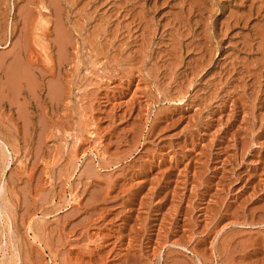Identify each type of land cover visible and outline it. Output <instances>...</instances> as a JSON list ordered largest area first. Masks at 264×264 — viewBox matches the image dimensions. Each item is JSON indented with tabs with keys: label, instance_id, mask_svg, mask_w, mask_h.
<instances>
[{
	"label": "rangeland",
	"instance_id": "1",
	"mask_svg": "<svg viewBox=\"0 0 264 264\" xmlns=\"http://www.w3.org/2000/svg\"><path fill=\"white\" fill-rule=\"evenodd\" d=\"M0 264H264V0H0Z\"/></svg>",
	"mask_w": 264,
	"mask_h": 264
},
{
	"label": "bare ground",
	"instance_id": "2",
	"mask_svg": "<svg viewBox=\"0 0 264 264\" xmlns=\"http://www.w3.org/2000/svg\"><path fill=\"white\" fill-rule=\"evenodd\" d=\"M44 9H45V8H44ZM247 12H248V10H247ZM235 16H236V15H235ZM42 21H43V20H42ZM48 23H49V22H48ZM59 33H60V31H59ZM2 38H3V37H2ZM21 39H22V38H21ZM22 43H23V42H22ZM13 44H14V43H13ZM13 44H12V45H13ZM16 44H17L18 47H19L18 42H17ZM16 44H14L13 47H14ZM23 45H24V44H21V46H23ZM25 45H26V44H25ZM23 47H24V46H23ZM16 48H17V47H16ZM19 49H20V47H19ZM24 49H25V48H24ZM20 50H21V49H20ZM20 50H19L18 52H20ZM8 52H9V51H8ZM23 52H24V51H23ZM10 53H11V52H10ZM14 53L17 55L16 51H13L12 55H14ZM6 54H7V51H6ZM19 54H20V53H18L17 56L15 55L14 58L16 59L17 57H21V56H20L21 54H20V55H19ZM10 56H11V55H10ZM5 57H6V56H5ZM12 57H13V56H12ZM29 57H30V55H29ZM29 57H28V58H29ZM9 60H10V59H9ZM12 60H13V58H11L10 61H11V62H14V60H13V61H12ZM26 60H27V59H26ZM4 61H5V60H4ZM19 61H20V60H19ZM19 61H18V62H19ZM21 61H22V60H21ZM21 61H20L19 64H20V65H23V62H21ZM28 61H29V59H28ZM7 62H8V61H7ZM11 62H9V63H11ZM15 62H17V59H16ZM32 62H33V61H32ZM9 63H8V64H9ZM28 63H29V62H28ZM4 65H7V64H4ZM15 65H16V63H15ZM25 65H26V64H25ZM25 65H24V69H23V70H25V71L28 70V71H27L28 73H30V71H31V70H29V66H31L32 69H33L34 66H35V65L32 66V64H29V65H27V66L25 67ZM13 66H14V64H13ZM17 66H19V65H17ZM9 67H10V66H9ZM9 67H8V68H9ZM8 68H7V69H8ZM19 68H20V67H19ZM13 69H14V68L12 67V70H13ZM34 69H35V68H34ZM9 70H10V68H9ZM14 71H17V72H16V73H17V74H16L17 76H16L15 78L21 76V74H22V76H23V74L25 75V76H23V77H25L26 80H27V77H31V75H29L27 72H25V73H24V71L21 72L20 69H18L17 67H15V70H13V73H14ZM11 72H12V71L10 70V72H8V73H11ZM32 72H33V70H32ZM8 73H6V74H8ZM26 73L28 74V76H27ZM33 73H34V72H33ZM33 73H30V74H33ZM6 74H5V75H6ZM11 74H12V73H11ZM13 76H14V75H13ZM26 76H27V77H26ZM7 77H8V76H7ZM10 77H11V75H10ZM23 77H21V78H23ZM33 77H34V75H32V78H33ZM13 78H14V77H13ZM15 78H14V79H15ZM21 78H18V79H21ZM4 79H5V78H4ZM14 79H13V81H16V82L19 81L18 79H17V80H14ZM25 79H23V80H25ZM9 80H10V79H9ZM21 80H22V79H21ZM26 80H25V83H26ZM7 81H8V79H7ZM19 82H20V81H19ZM19 82H18V83H19ZM32 82H33V81H32ZM32 82H29V84L32 83ZM8 83H9V85H10V83H14V82H12V80H11L10 82L8 81ZM36 83H37V82H36ZM4 84H5V83H4ZM10 86H12V84H11ZM15 86H16V84H15ZM32 86H33V85H32ZM35 86H36V85H35ZM17 87H18V85H17ZM20 87H21V86H19V88H17V90H16V87H15V89H13V90H15V92H17L18 89H20ZM29 87H31V86H29ZM33 87H34V86H33ZM33 87H32V90H34ZM7 88H8V87H7ZM9 89H11V87H10ZM9 89H8V90H9ZM20 90H21V89H20ZM30 91H31V89H30ZM33 92H34V91H33ZM7 93H8V92H7ZM10 93H11V92H10ZM5 94H6V93H5ZM6 97H7V96H6ZM2 143H3V142H2Z\"/></svg>",
	"mask_w": 264,
	"mask_h": 264
}]
</instances>
